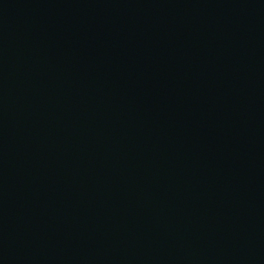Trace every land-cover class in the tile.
<instances>
[{
  "label": "water",
  "instance_id": "95a60500",
  "mask_svg": "<svg viewBox=\"0 0 264 264\" xmlns=\"http://www.w3.org/2000/svg\"><path fill=\"white\" fill-rule=\"evenodd\" d=\"M0 264H264V0H0Z\"/></svg>",
  "mask_w": 264,
  "mask_h": 264
}]
</instances>
